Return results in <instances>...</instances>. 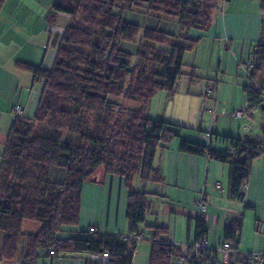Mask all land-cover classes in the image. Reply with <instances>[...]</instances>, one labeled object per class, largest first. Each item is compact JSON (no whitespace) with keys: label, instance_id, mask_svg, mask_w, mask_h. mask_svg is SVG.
Wrapping results in <instances>:
<instances>
[{"label":"trees","instance_id":"1","mask_svg":"<svg viewBox=\"0 0 264 264\" xmlns=\"http://www.w3.org/2000/svg\"><path fill=\"white\" fill-rule=\"evenodd\" d=\"M5 1L0 0V12ZM230 1L60 0L53 5L54 11L69 15L70 21L53 43L56 57L52 68L18 64L40 84V99L32 119L14 110L16 117L1 156L3 259L13 261L24 239L23 264H34L40 251L47 259L65 252L99 257L86 264H103L106 253L107 264H133L138 245L133 238L143 239L140 227L146 221L150 196L132 191V181L136 176L161 181L154 168L157 151L176 139L184 154H208L227 163L229 197L244 201V185L253 162L264 151V141L227 137L230 151L220 153L182 139L181 127L146 114L158 92H176L184 75V55L199 42L187 33L208 30L214 12ZM126 11L175 18L179 32L171 36L127 23ZM123 43L132 44L134 50L124 49ZM253 61L251 83L245 91L249 103L258 105L264 97V20ZM122 101L136 106H125ZM99 171L124 180L127 234L101 235L87 229L77 237L58 240L56 235L63 227L79 225L83 187ZM24 222L39 224V231L24 234ZM194 222L195 241L185 249L165 237L167 228L153 227L148 264H175L195 244L206 240V221L194 218ZM241 230V219L230 221L221 243L237 247Z\"/></svg>","mask_w":264,"mask_h":264},{"label":"crops","instance_id":"2","mask_svg":"<svg viewBox=\"0 0 264 264\" xmlns=\"http://www.w3.org/2000/svg\"><path fill=\"white\" fill-rule=\"evenodd\" d=\"M263 1L223 3L212 15L208 30L193 29L187 33L199 42L194 50L184 55V75L178 81L176 92H158L146 109L149 118L175 124L181 127L180 132L185 133L187 141L220 153L230 151L227 137L264 141V97L258 105H252L245 91L251 83L246 64L253 58L261 37ZM59 2L6 0L0 12V164L16 117L14 107L19 105L24 118L32 119L40 99V87L36 89L38 83L33 75L18 64L46 70L52 68L56 57L53 43L63 35L70 21L69 15L54 11L53 5ZM124 20L144 29H159L171 36L179 32L175 18L126 11ZM122 47L134 50L132 44L123 43ZM237 111L242 112L240 117L236 116ZM154 168L161 181H143L136 176L131 185L132 191L149 194L148 211L167 213L171 208L168 222L156 220L146 224L151 229V240L153 227L160 226L167 228L165 237L175 243L179 237L176 211L186 212L189 205L192 210L187 213L188 229L183 235L186 244L179 245L185 249L195 241L194 218L198 203L207 206V213L210 208L240 203L229 197L230 166L227 163L208 154H184L179 151L177 141L168 148L158 149ZM244 195L240 204L253 212L255 226L264 222V151L252 164ZM127 204L124 180L99 171L94 180L83 187L79 225L63 227L56 238L69 240L91 227L101 235H126ZM182 205L186 207L182 208ZM195 208L196 212H193ZM147 217L152 219L146 216V220ZM39 229L36 223L24 222L22 225V231L27 235L36 234ZM208 235L206 240L211 245ZM2 239L0 237V264H23L25 240H20L14 260L7 261L2 257ZM45 256L40 251L34 264H86L93 259V255L66 252L51 259Z\"/></svg>","mask_w":264,"mask_h":264},{"label":"rangeland","instance_id":"3","mask_svg":"<svg viewBox=\"0 0 264 264\" xmlns=\"http://www.w3.org/2000/svg\"><path fill=\"white\" fill-rule=\"evenodd\" d=\"M38 89L40 87V84H36ZM123 105L133 107L136 106L133 103H127L125 101H122ZM23 111V110H22ZM185 133L181 134L180 136L182 139H185L184 137ZM175 142L178 140H174ZM192 143V141L188 140ZM194 143V142H193ZM200 144V143H195ZM205 145V144H204ZM241 203V202H240ZM235 203L234 205H223L221 208H210L208 213V221H207V227L209 231V242L210 246L215 245L218 242L223 241V235H224V228L225 226L232 220L235 219H241L242 221V230L240 235L238 236V247L240 252H264V235L259 234L256 231L255 226V219L253 218V212L249 209L244 210L246 205ZM186 206L182 205V208ZM186 212H180V210H177V218L178 223L176 224V231L179 230V237L178 240L175 242L178 245H184L183 241V235L186 233L188 229V220L186 219L187 213L191 209V206L188 205ZM178 209V208H175ZM171 208L168 209V212H158L155 214L152 213L151 209L148 211L147 216H151V218H148L146 220L145 225L141 227L142 231L145 234V237L143 240L140 241V243L137 246V250L135 252V256L133 259V264H148L149 263V257H150V251H151V229L146 227V224H149L151 221L161 222L164 220L165 222H168L169 220V214H170ZM193 212H196V208L193 209ZM181 213V214H179ZM189 215V214H188ZM157 216V217H156Z\"/></svg>","mask_w":264,"mask_h":264},{"label":"built area","instance_id":"4","mask_svg":"<svg viewBox=\"0 0 264 264\" xmlns=\"http://www.w3.org/2000/svg\"><path fill=\"white\" fill-rule=\"evenodd\" d=\"M247 69L250 71L254 68L253 58L246 64ZM15 112L18 115H22L23 111L19 105L14 107ZM241 111L236 112V116L240 117ZM207 206L203 203H198V212L195 214V218H202L207 220ZM90 233L95 232V228L88 229ZM256 231L264 235V222H260ZM142 240L141 236H135L134 242L137 244ZM50 255H54L53 251H50ZM185 255V259L176 261L175 264H264V252H240L239 247H234L230 242L219 243L216 246H210L207 240H203L201 243H197L193 246V250L189 255ZM94 260H99V257L94 255ZM103 264L108 263V254L104 253L101 258Z\"/></svg>","mask_w":264,"mask_h":264}]
</instances>
